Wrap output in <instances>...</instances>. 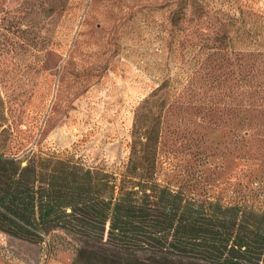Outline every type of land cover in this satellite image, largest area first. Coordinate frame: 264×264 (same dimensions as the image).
<instances>
[{
  "label": "rangeland",
  "instance_id": "rangeland-1",
  "mask_svg": "<svg viewBox=\"0 0 264 264\" xmlns=\"http://www.w3.org/2000/svg\"><path fill=\"white\" fill-rule=\"evenodd\" d=\"M232 51L264 52V0H0V144L9 153L43 149L115 167L128 157L145 97L163 84L172 99L194 70L217 68L218 54ZM256 67L264 81V59ZM206 83L199 79L190 107L164 113L162 143L176 165L194 161L199 148L222 178L235 177L240 136L218 102L228 90ZM197 99L218 108H198ZM249 100L258 125L245 134L262 148L264 99ZM72 258L59 244L0 231V264Z\"/></svg>",
  "mask_w": 264,
  "mask_h": 264
},
{
  "label": "trees",
  "instance_id": "trees-1",
  "mask_svg": "<svg viewBox=\"0 0 264 264\" xmlns=\"http://www.w3.org/2000/svg\"><path fill=\"white\" fill-rule=\"evenodd\" d=\"M218 55L224 64L194 70L172 99L162 84L141 101L128 157L115 167L43 149L9 153L0 144V231L70 249L71 264H264V145L254 148L245 134L258 125L249 99H264L256 67L264 52ZM201 78L229 91L218 102L240 136L235 177L222 178L199 148L181 165L164 149V113L190 107ZM196 102L218 108L214 99Z\"/></svg>",
  "mask_w": 264,
  "mask_h": 264
}]
</instances>
